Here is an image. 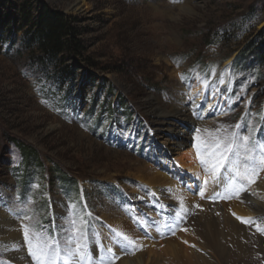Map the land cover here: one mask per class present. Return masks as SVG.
Here are the masks:
<instances>
[{"label": "rangeland", "instance_id": "1", "mask_svg": "<svg viewBox=\"0 0 264 264\" xmlns=\"http://www.w3.org/2000/svg\"><path fill=\"white\" fill-rule=\"evenodd\" d=\"M46 7L77 17L82 28L83 54L64 56L75 69L65 84H59L56 75L63 63L47 65V70L38 61L35 46L26 41ZM263 27L264 0H0V208L28 225L29 247L55 241L45 264H72L70 258H79L77 248L84 255L99 250L100 257H93L98 264H117L116 253L107 250L117 233L134 241L141 252L177 240L218 263L203 235V218L211 209L203 211V218L196 209L201 202L218 203L217 199L197 192L195 203L180 205L167 185L155 193L144 180L145 173L159 171L163 164L151 155L167 156L175 165L177 153L164 139L157 141L156 127L167 125L154 122L145 100L154 96L165 106L177 104L190 111L194 85L206 82L207 101L220 103L222 112L200 118L189 128L188 149L197 153L199 147L200 155L210 156L214 137L251 131L259 145L256 162H245L246 153L241 151L239 168L258 170L252 176L255 182L245 186L264 204V165L259 164L264 152V59L262 64L252 54L242 55ZM92 100L100 112L115 105L117 114L132 117L116 116V125L107 119L96 121L86 116ZM173 121L180 124L179 119ZM13 139L36 149L39 157L26 161ZM179 164L173 167L185 171ZM49 174L54 178L69 174L79 181L82 192L88 189L97 197L83 198L81 205L72 207L59 185L55 187L57 179L49 181ZM179 178L183 182L192 177ZM101 182L121 188V195L99 196L103 189L96 186ZM223 192L231 197L222 202L231 215L242 194L237 197L227 188ZM158 202L168 203L171 213L158 208ZM174 213L182 218L175 219ZM249 213L244 218L251 223L238 222L244 230L225 232L220 238L230 251L223 264H264V232L256 228L257 224L264 228V213ZM10 242L0 233V264H20L25 258L9 255ZM239 244L246 247L243 252ZM26 264L38 262L29 258Z\"/></svg>", "mask_w": 264, "mask_h": 264}, {"label": "bare ground", "instance_id": "2", "mask_svg": "<svg viewBox=\"0 0 264 264\" xmlns=\"http://www.w3.org/2000/svg\"><path fill=\"white\" fill-rule=\"evenodd\" d=\"M207 91H208V85L207 84L205 85V82L202 84L196 83L194 85V88L192 89V96H191L192 104L190 106V111L188 107L176 106L177 104L169 107L165 106V103L161 104L159 100L156 99L154 96H149L146 98L145 104L149 107L150 111L154 115L153 118V120H155L154 122L157 124L163 123L167 125L165 128H161L160 126L156 127V130L158 132L156 137L157 141L158 140L160 141V139H164L165 144H167L168 146V149H175L177 152L176 156L174 157L175 159L173 158L175 161V165L182 162L179 165L183 166V168L186 170L183 172L180 170L179 172L178 168L173 167L175 165L169 164L170 161L167 156L163 157L162 155L161 157H159L160 155L159 156L151 155L150 158L155 159V161H160L161 158L163 160V164L161 163V167L159 171L153 170L148 174L145 173L144 180L146 183L150 184L151 187L153 186L152 188L154 189L155 193H157L156 192L157 188H159L162 185H167V187L172 190L171 192L173 193V195L177 197L178 203L180 205H191L192 203H195L194 196L197 192L198 193L203 192V196L206 195V193H208L209 195H212L215 199H217L216 202L218 203H214L211 201H207L206 203L201 202L197 204L199 205V207H196V209L201 210L202 213V214L200 213L201 217L204 215L203 212L204 210L208 211L209 209H211V213L207 212L208 214L206 213L207 215H205L204 218L202 217L204 219L203 224L205 225L204 227L205 231L203 235L207 239L206 243H208V245H211V247L215 251L214 253L216 254V258L218 262L216 264H223L224 260L226 263L227 258L230 256V251L222 243V240L220 238L226 236L225 232L227 233L231 232L230 233L231 235H233V233L239 234L238 233L240 232L239 230H244V227L238 224L239 219H237V217H244V215L245 216L248 215V212H250L249 214L264 213V204L260 203V201L263 200H261L258 196L257 197L253 196L252 191H250L251 189L246 188V192L240 193L242 194L241 198L243 199L240 201V203L237 206H235L234 209H232L233 211L231 215L234 219L231 217L230 213L227 214L226 207L224 206V204H222V202L225 200L224 197H227L226 196L227 194H224L223 190L227 188V191H230L229 193L231 192L233 193L234 189L240 183L238 177H235L234 168L232 167V165L227 169L224 170L221 169L220 174L217 177L219 183H213L210 180L207 186L204 185L202 178L204 179L206 176H210V171H209V167L211 163V160H209L210 156L208 154L206 156H204L203 154L201 155L199 154L198 156L197 153L191 151V149L188 148L190 146V140H191L189 128L191 126L196 127L198 125V119L200 118L204 121V119L207 118L209 115H213L216 113L220 114L222 112L223 106L220 103L207 101V97H206ZM211 92L215 93L214 90H212ZM213 95L215 98L216 95L215 94ZM189 115H191L192 117H190ZM174 118L179 119L181 125L173 121ZM206 157L209 159H207ZM201 159L208 160L209 163L208 164L201 163ZM172 171H174L173 174H171V176H168L167 174L171 173ZM176 172L180 173L182 178L188 176H191L192 178L190 180L188 179L183 181L184 182L183 184V182L179 178L180 175L177 176L178 174ZM178 184H182L184 186L179 187L180 185L178 186ZM154 196H156V194ZM172 201L174 202L173 199ZM167 204H161L158 202L156 203V206L158 208L162 207L165 211L171 213L170 211L171 208L170 206H167ZM215 211L216 213H218V216L214 214ZM137 223H139V221ZM221 225H225V229L221 228L222 227ZM174 227L175 229H177L176 226ZM165 229L168 230L167 228ZM0 233L3 239H7L11 241L8 251L9 255H12L18 260H20V258L25 257L22 261H20V264H26L27 259L33 258L30 251L31 247L27 245V241H25L24 238V227L20 224L18 219L10 216L9 213L3 211L1 208H0ZM243 234L246 235L245 232ZM164 243H165L164 248L161 249L159 247L160 248L159 249L158 247L157 248L155 247L156 250H154L152 247V249H149L147 252H143V251L141 252L135 247L131 246L130 244H128L124 250H121V246L117 245V240H111L110 247L113 250V252H117L116 255V260H118L117 264H166V261L170 262L171 264H215V262L210 261L211 259H207L203 255L199 254L194 246L188 248L183 244L179 243L177 240H167ZM121 245H123V241H121ZM239 245H240L239 249L243 252L246 247L243 244H239ZM200 247L202 248V246ZM209 256L211 255L209 254ZM84 258L85 255L80 261L72 260L73 263L72 262L71 263L83 264ZM85 264H91V263L87 261L85 262Z\"/></svg>", "mask_w": 264, "mask_h": 264}, {"label": "trees", "instance_id": "3", "mask_svg": "<svg viewBox=\"0 0 264 264\" xmlns=\"http://www.w3.org/2000/svg\"><path fill=\"white\" fill-rule=\"evenodd\" d=\"M38 19L30 27L28 32L27 43L32 44L38 51L36 56L42 67L47 70L50 68L47 65L57 63H63L61 70L57 71V80L59 84H65V81H70L74 76V71L65 59V54L73 53L75 55H82L84 46L82 45L81 33L82 28L77 24V17H69L64 12L58 9H52L46 7L42 10V13L37 17ZM3 26V25H2ZM252 54L257 61L264 59V27L257 33V35L249 42V45L244 48L242 55ZM238 62L241 60L237 58ZM263 64V61L261 62ZM94 99V98H93ZM96 101L92 100L90 108L95 110ZM103 111V108H101ZM111 120H115L117 115L115 105L110 107ZM103 114H98L102 117ZM14 143L23 153L24 159L29 162L37 159L38 154L36 149L23 145L20 141ZM54 174V173H53ZM58 177L63 178L62 185L66 188H73L77 186V180L69 174H60ZM53 177H55L53 175ZM67 181V182H65ZM78 192V190H77Z\"/></svg>", "mask_w": 264, "mask_h": 264}, {"label": "snow or ice", "instance_id": "4", "mask_svg": "<svg viewBox=\"0 0 264 264\" xmlns=\"http://www.w3.org/2000/svg\"><path fill=\"white\" fill-rule=\"evenodd\" d=\"M184 79V77H181ZM224 83V81H221ZM206 85V82H205ZM237 128H240L241 125H237ZM199 129L197 132L199 133ZM210 133V130H205ZM220 129H217L216 132L219 133ZM211 135V133H210ZM197 140H200V137H196ZM202 144H207V141L201 140ZM212 146H214L215 151L210 153V176H206L204 178V185L207 186L210 182V180L213 183H219L217 180V177L220 174L221 169L225 168L228 163H232L233 168H234V173L235 177L239 178L240 183L238 186L234 189L235 194L237 197H239L240 193L246 192V184L247 183H253L255 182L252 179V176L257 173L256 168H249L247 166L244 167L243 171L240 170L239 168V162H240V153L243 151L246 153L244 157V161H252L255 163V156H254V151L259 149V145L254 142L253 140V133L249 131L248 135H238L237 133H230L224 138H220L219 136H216L212 140ZM206 150V149H205ZM200 154V149L198 147L197 149V155L199 156ZM230 156H236L235 161L230 160ZM201 163L208 164V160L201 159ZM260 165H264V152H261V159L259 160ZM201 196L203 197V192L200 193ZM227 199H230L231 197H224ZM199 207V205H197ZM175 219H181V215L179 213H174ZM27 219V217H26ZM237 219L241 220L243 223H251L250 218H244V217H237ZM165 227H168V225H164ZM24 238L25 241H27L29 244H32V234L30 232V229L28 225H24ZM257 231L264 232V228H261L259 224L256 225ZM186 230V229H185ZM174 234V233H173ZM117 245L121 246V250H124L128 244H134V241L130 240L127 236L117 233ZM121 241H123V245H121ZM55 241L52 242H47L45 241L42 244L39 245H33L30 248L31 255L33 258L38 262V264H45V262L49 258V250L51 247V244H54ZM108 252L112 253L113 250L111 248L107 249ZM77 253L79 257L82 259L84 257V252L81 251L79 248H77ZM114 254V253H113ZM57 256L59 255L58 253L56 254ZM68 255H71L70 253ZM118 258V257H117ZM65 264H69L68 261L65 262ZM109 264H113L112 261H109Z\"/></svg>", "mask_w": 264, "mask_h": 264}]
</instances>
